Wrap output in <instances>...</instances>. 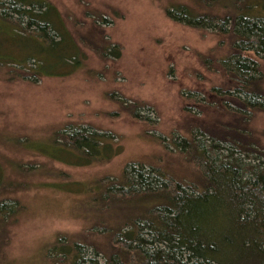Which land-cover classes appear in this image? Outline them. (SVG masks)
Segmentation results:
<instances>
[{"label":"rangeland","instance_id":"1","mask_svg":"<svg viewBox=\"0 0 264 264\" xmlns=\"http://www.w3.org/2000/svg\"><path fill=\"white\" fill-rule=\"evenodd\" d=\"M49 1L78 43L80 61L65 74L26 78L19 72L22 66L0 67V160L7 180L17 187L0 191V198L21 207L0 229V264L104 262L117 245L111 231L141 209L131 200H102L103 178L126 180L143 163L153 184L170 175L194 189L205 185L201 167L175 146L177 137L195 133L207 148L214 146L213 154L226 156L230 146L234 156L264 162V110L246 118L228 93L230 70L224 71L220 59L231 52V38L212 27L174 20L166 12L185 2L224 14L240 8V0ZM53 35L58 38L49 29L46 36ZM0 38L6 43L0 49L3 60L9 57L6 51L13 57L30 51L11 44L2 27ZM62 42L65 47L66 40ZM41 44L43 38L33 36V52ZM110 45L119 46L120 55L110 53ZM44 46L56 50L50 43ZM37 62L26 60L33 68ZM234 125L238 130L231 131ZM77 126L109 132L117 154L71 165L30 145L49 143L58 129ZM231 135L251 148L239 150L225 139ZM59 244L71 249L56 251ZM112 251L116 264H132L119 250Z\"/></svg>","mask_w":264,"mask_h":264},{"label":"trees","instance_id":"2","mask_svg":"<svg viewBox=\"0 0 264 264\" xmlns=\"http://www.w3.org/2000/svg\"><path fill=\"white\" fill-rule=\"evenodd\" d=\"M239 4L240 8L221 14L178 2L168 6L166 12L174 20L195 27H212L231 38V52L220 60L224 71L230 70V99L248 118L257 110H264V0H240ZM0 27L5 28L11 44L30 49L22 57H13L5 50L9 57L0 58V67L22 66L18 69L26 78L33 73L65 74L78 66L80 47L49 0H0ZM49 29L58 38L46 36ZM15 35L17 39L12 38ZM33 36L43 38L44 45L50 43L56 50L41 44L33 52ZM0 39V49H4L6 43ZM64 40L65 47H61ZM108 50L120 55L119 46L110 45ZM104 52L108 53L107 48ZM30 58L38 61L36 68L26 63ZM136 109L132 110L138 116ZM144 118L151 121L148 116ZM230 129L236 131L238 126ZM112 138L109 132L77 126L58 129L49 143L39 141L30 145L64 163L89 165L117 154ZM236 138L225 136L239 150L251 148L244 145L245 139L238 142ZM175 146L201 167L205 185L194 189L190 183L170 175H164L168 180L153 184L143 163L132 168L126 180L103 178L107 186L100 192L102 200H131L141 211L111 231L117 245L106 253L108 258L104 262L94 264H116L114 249L122 252L124 258L129 257L132 264H264V162L234 156L230 146L226 156L213 154L214 146L207 148L195 133L177 137ZM153 171L158 169L153 167ZM15 187V182L7 180L0 160V191ZM19 208L18 202L0 198V229ZM70 249L69 244H59L56 251L68 253ZM72 262L81 264L76 259Z\"/></svg>","mask_w":264,"mask_h":264}]
</instances>
